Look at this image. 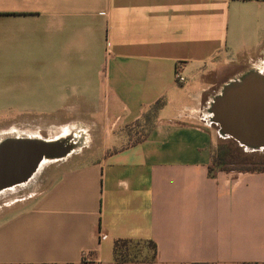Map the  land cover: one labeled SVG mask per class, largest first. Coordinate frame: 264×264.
I'll list each match as a JSON object with an SVG mask.
<instances>
[{"label": "crops", "instance_id": "obj_1", "mask_svg": "<svg viewBox=\"0 0 264 264\" xmlns=\"http://www.w3.org/2000/svg\"><path fill=\"white\" fill-rule=\"evenodd\" d=\"M251 70L264 2L0 0L3 137L80 144L38 196L0 193V264H115L118 239L153 264H264V173L209 176L210 104Z\"/></svg>", "mask_w": 264, "mask_h": 264}, {"label": "water", "instance_id": "obj_2", "mask_svg": "<svg viewBox=\"0 0 264 264\" xmlns=\"http://www.w3.org/2000/svg\"><path fill=\"white\" fill-rule=\"evenodd\" d=\"M223 138H233L248 152L264 150V75L255 70L224 87L210 104ZM237 123V124H235ZM65 140L38 137L0 139V193L28 183L44 161L63 160L74 151Z\"/></svg>", "mask_w": 264, "mask_h": 264}, {"label": "trees", "instance_id": "obj_3", "mask_svg": "<svg viewBox=\"0 0 264 264\" xmlns=\"http://www.w3.org/2000/svg\"><path fill=\"white\" fill-rule=\"evenodd\" d=\"M251 1V0H240ZM264 2V0H256ZM164 101L156 102L150 110L143 115V119L133 127L140 134V138L149 131L157 119L159 110L164 106ZM127 131L131 128L128 126ZM139 138V139H140ZM256 158L258 161H256ZM239 161V163H236ZM264 153H248L234 140L221 141L213 150L211 164L209 166V176L215 177L218 172L226 173H264ZM258 162V163H256ZM262 165L261 168L248 169L246 165ZM234 166H238L234 168ZM114 263L115 264H153L158 259L157 246L152 241H133L118 239L114 242Z\"/></svg>", "mask_w": 264, "mask_h": 264}, {"label": "rangeland", "instance_id": "obj_4", "mask_svg": "<svg viewBox=\"0 0 264 264\" xmlns=\"http://www.w3.org/2000/svg\"><path fill=\"white\" fill-rule=\"evenodd\" d=\"M136 130V127L135 129ZM137 131V130H136ZM4 128L2 125H0V138H3L4 135ZM227 140L226 138H223L221 136L219 143L221 141H225ZM73 145V144H72ZM240 145V144H239ZM75 146V145H74ZM78 146V148H77ZM80 144H77L74 148V150L78 149ZM241 146V145H240ZM241 148H243V150L245 152H248L245 150V148L243 146H241ZM251 153V152H248ZM264 152H258V154H262ZM68 157V156H67ZM72 156L69 158L71 159ZM68 159V160H69ZM59 161L62 160H57V161H52V162H48L42 165V167H40V169L38 170V172L36 173V175L31 179V181H29L28 183L24 184L22 188L17 189L15 193H7V195L4 196V198L6 199L5 201H15L16 199H26V198H31V197H36L39 194H41L48 186L49 184L53 181V179L55 178L56 172H55V167L56 164L59 163ZM256 161L257 158H256ZM58 162V163H56ZM236 163H239V161H236ZM258 163V162H256ZM264 165V161L261 162ZM238 166H234V168H237ZM246 167H248V169H255V168H261L262 165H246Z\"/></svg>", "mask_w": 264, "mask_h": 264}, {"label": "built area", "instance_id": "obj_5", "mask_svg": "<svg viewBox=\"0 0 264 264\" xmlns=\"http://www.w3.org/2000/svg\"><path fill=\"white\" fill-rule=\"evenodd\" d=\"M178 80L180 81V82H185V79L183 78V77H181V76H179L178 77ZM107 237L104 235V236H101V239L102 240H105ZM89 258V256H88V254H85L84 255V259H88Z\"/></svg>", "mask_w": 264, "mask_h": 264}, {"label": "bare ground", "instance_id": "obj_6", "mask_svg": "<svg viewBox=\"0 0 264 264\" xmlns=\"http://www.w3.org/2000/svg\"><path fill=\"white\" fill-rule=\"evenodd\" d=\"M245 74H243L242 76H240L238 79L242 78ZM29 137V136H28ZM48 163V161H44L43 163L40 164V167H42L43 164Z\"/></svg>", "mask_w": 264, "mask_h": 264}]
</instances>
